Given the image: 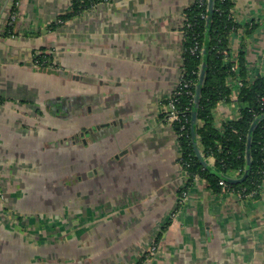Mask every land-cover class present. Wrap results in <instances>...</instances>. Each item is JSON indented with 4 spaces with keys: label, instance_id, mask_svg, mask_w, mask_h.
Instances as JSON below:
<instances>
[{
    "label": "crops",
    "instance_id": "1",
    "mask_svg": "<svg viewBox=\"0 0 264 264\" xmlns=\"http://www.w3.org/2000/svg\"><path fill=\"white\" fill-rule=\"evenodd\" d=\"M72 1L0 0V264H264V181L240 196L203 178L179 203V137L161 101L179 84L195 0L102 1L58 23ZM232 11L231 54L244 51L254 80L264 0H234ZM238 82L215 108L219 125L240 113ZM52 145L73 151L77 179L64 187L37 169Z\"/></svg>",
    "mask_w": 264,
    "mask_h": 264
},
{
    "label": "trees",
    "instance_id": "2",
    "mask_svg": "<svg viewBox=\"0 0 264 264\" xmlns=\"http://www.w3.org/2000/svg\"><path fill=\"white\" fill-rule=\"evenodd\" d=\"M102 1L105 0H73L69 10L59 16L58 23L69 20ZM233 6L234 0H214L213 9L208 10V3L202 5L195 0L185 10L182 75L187 80L192 79L195 84L191 87L192 93L187 91L190 88L185 87L178 95L177 107L182 121L174 122L179 137V160L189 176L179 191L180 198V193L184 189H190L197 175L204 178L217 192L223 188L220 180H225L219 172L230 176L241 175L247 167L249 134L252 135L249 148L251 165L247 178L240 182L225 181L231 190L243 194L257 190L255 195L264 181V117L258 119L264 114V75H259L254 80L249 79L243 50L236 58L232 57L230 35L241 27L234 19ZM56 24L53 23L52 26L56 27ZM196 42L200 48L193 52L191 49ZM39 56L41 57L37 58L44 65L48 55ZM203 63L206 64V78L197 107L198 121L195 127L196 136L193 138L191 116ZM230 77L241 82L237 99L240 113L219 125L215 119V108L220 102L231 101ZM162 117L165 115L162 114ZM185 118H188V122H184ZM255 121L257 123L251 130ZM195 143L208 161L210 157L214 158L213 168L216 170L205 166L196 156ZM156 241L158 242V237Z\"/></svg>",
    "mask_w": 264,
    "mask_h": 264
},
{
    "label": "rangeland",
    "instance_id": "3",
    "mask_svg": "<svg viewBox=\"0 0 264 264\" xmlns=\"http://www.w3.org/2000/svg\"><path fill=\"white\" fill-rule=\"evenodd\" d=\"M185 18H186V15L184 14V19ZM183 31H184V26H183ZM238 84L241 85V82L239 81ZM165 117H166V115H165ZM44 142H45V140L43 141V143ZM55 149H56V146H53L52 145V146H49V148L48 147H45V149H42L41 152L36 153L37 154L36 159L39 161V163L41 162V164L37 167V169H41L40 173L44 177H48L49 176L48 174L49 173H52L53 178L57 180L56 182H57L58 186L64 187V186H66L68 184V181L69 180H71V179H77V177H75V176L72 175V173H71L72 170L68 171L69 170V164H70V162H69V155L73 151H71L69 149H66V150H62V149L55 150ZM49 150H51V151H49ZM53 150H55V151H53ZM63 151H66V155L62 154V153H64ZM51 153L56 154V157H52V156L47 155V154H51ZM210 160H212L214 162V158L213 157H210ZM183 169H184L185 182H186V180L188 179L189 176H188L187 170L184 167H183ZM194 178H195L194 179L195 180L194 182L203 179L202 177H200L198 175L195 176ZM72 186H73V184L68 185L66 189H69ZM96 186H97V184H96ZM44 187H45V184L43 185L42 188H44ZM222 190H223V188H222ZM80 191L81 190H79V193H80ZM188 191L189 190H185L184 189L180 193L181 198H179V203H181L182 201L185 202L187 200V198H189V192ZM239 195L240 196H251L252 194H250V193H246V194L239 193ZM4 196H5V194H2V192L0 191V199L4 200ZM72 196H73L72 194L66 195L64 197V202L62 203V206L68 207L70 201L72 200ZM79 197H80V195H79ZM55 200L59 202L60 201L59 196ZM57 211L62 213V210H57ZM175 214H176V212H173L172 213V216H174ZM68 215L69 214H66V213L63 214L62 215V220L63 219H66ZM73 217H74V218H72L73 223L75 221L76 222L77 221L78 222L82 221L81 220V217L82 216H81L80 213H78V215L75 214ZM46 221H48V217H46ZM157 249H158V242L155 240L151 245L148 246L147 252H146L147 253L146 256L149 258V256L155 255V252H156Z\"/></svg>",
    "mask_w": 264,
    "mask_h": 264
},
{
    "label": "water",
    "instance_id": "4",
    "mask_svg": "<svg viewBox=\"0 0 264 264\" xmlns=\"http://www.w3.org/2000/svg\"><path fill=\"white\" fill-rule=\"evenodd\" d=\"M213 6H214V0H208V10H212ZM205 78H206V64L203 63L200 67L198 82H197L196 89H195V95H194L195 103H194V107L192 110V116H191V132H192L193 138H195V136H196L195 127H196L197 121H198L197 107H198L199 102H200L202 88H203V84L205 82ZM262 117H264V114L260 115L258 117V119L262 118ZM256 123L257 122L255 121L254 124L252 125L251 130L255 127ZM251 141H252V135L249 134L248 142H247L248 149H247V154H246L247 167L244 170V172L239 176L224 175L222 172H219L222 175L223 179H225L226 181H230V182H240V181H243L247 178V176L249 174V170H250V165H251V152L249 150L250 145H251ZM195 154L205 166L213 168V166H214L213 163L208 161L204 157V154L201 152L197 143H195ZM214 170H216V169H214Z\"/></svg>",
    "mask_w": 264,
    "mask_h": 264
},
{
    "label": "built area",
    "instance_id": "5",
    "mask_svg": "<svg viewBox=\"0 0 264 264\" xmlns=\"http://www.w3.org/2000/svg\"><path fill=\"white\" fill-rule=\"evenodd\" d=\"M108 1V0H105ZM202 5H207L208 0H198ZM15 17V15H13ZM185 20V19H184ZM190 23V22H189ZM198 48H200L199 43L196 42L195 46L191 49L193 52L196 51ZM185 50V49H184ZM183 50V52H184ZM195 84V82L192 79H185L183 75L181 74L179 84L176 86V88L173 90V92L170 94L168 99L166 101H161V107H162V113L166 115V118L173 123L175 121H182V116L179 113V109L177 107V102H178V95L182 93L183 88H190L187 91L192 93L191 87ZM184 122H188V118H185ZM185 124H182V127H184ZM220 184L223 186L224 191H232L236 192L235 190H231L225 180H220ZM240 193V192H236ZM257 193V190H252L250 194L253 196L254 194Z\"/></svg>",
    "mask_w": 264,
    "mask_h": 264
}]
</instances>
